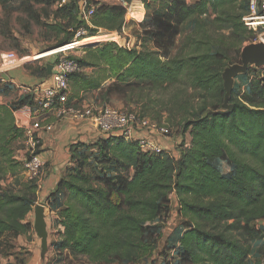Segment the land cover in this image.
<instances>
[{
  "label": "trees",
  "instance_id": "16d2710c",
  "mask_svg": "<svg viewBox=\"0 0 264 264\" xmlns=\"http://www.w3.org/2000/svg\"><path fill=\"white\" fill-rule=\"evenodd\" d=\"M13 1L17 0H0V4ZM79 3L72 1L60 9L61 19L74 25L62 46L73 42L80 31L92 38L101 29L121 32L126 7L87 1V9H95L88 24L80 19ZM249 3L169 0L163 13L147 14L142 23L143 40L151 42L153 50L145 43L141 51L101 43L94 51L89 49L92 63L78 60L83 69L104 65L110 72H98L86 88L101 89L106 103L113 98L126 101L138 90L160 91L174 85L226 94L222 78L226 58L211 48L228 41L242 51L246 43L254 42L255 33L242 21ZM191 22L186 42L176 49L184 26ZM83 39L81 35L78 40ZM256 70L260 76L251 79L249 89L239 97L231 95V112L215 105L211 112L184 122L182 134H189L191 142L179 159L166 152L144 154L137 143L110 137L94 145L98 154L93 162L82 151L87 147L84 143H72L70 160L76 167L46 199L53 212H59L62 198L66 199L57 218L63 229L57 252L69 251L98 264H138L154 248L147 242L155 238L151 229L167 224L175 196L187 228L166 264H251L255 242L264 241V228L256 225L264 220V68ZM47 74L44 67L41 78L47 80ZM108 78L115 80L102 89ZM35 104L31 94L10 106L0 104V179L13 166L14 144L25 136L16 125L15 113L27 106L35 110ZM225 158L230 163L227 174L215 166V161ZM37 191L33 182L23 189L0 187V233H30L24 220L35 207Z\"/></svg>",
  "mask_w": 264,
  "mask_h": 264
},
{
  "label": "rangeland",
  "instance_id": "374dc122",
  "mask_svg": "<svg viewBox=\"0 0 264 264\" xmlns=\"http://www.w3.org/2000/svg\"><path fill=\"white\" fill-rule=\"evenodd\" d=\"M22 1L25 2L22 3ZM72 1L81 0H67L66 3H63L62 0H54L49 4L46 2L38 3L36 1L30 2L29 0H17L8 3L6 6H2L0 4V55L5 52H14L21 59V69L24 68L31 70L32 73L41 77L45 65L50 63L54 57H44L36 60H33V58L62 47L64 41L72 36L74 32V25L67 23L64 19H61L62 14L60 12L61 7L71 3ZM168 1L169 0H133L130 4H128L121 0V3H117L116 1H110L109 4L102 3L106 5H122L127 8L121 32H114L115 36H118L116 38L117 40L111 38L97 44L87 43L86 46H83L84 48L80 47L67 55L80 61H89L92 63L89 51H94L98 44L109 42H114L119 47L124 49L131 47L132 49H137V51H141L143 44L145 43L148 49L153 50L154 45L149 41L145 42L143 40L142 23L144 22L147 14L163 13L165 11V3ZM188 2L189 4H192L195 0H188ZM147 4L149 9H146ZM140 11H143V17L139 13ZM56 13L58 16L57 18ZM192 29V22L184 26L183 32L178 38L176 49H180L182 47V45L186 42V36L191 33ZM103 34L109 36L112 33L105 29H101L96 36H101ZM260 34V32L255 33V37ZM82 35L85 37L82 41L92 38L90 37V33L87 32L82 33ZM222 35L228 37L227 32H223ZM229 44L230 43L227 41L223 45H219V48H211L213 53L219 52L224 58H226L224 71L233 65L241 64L242 51H238L235 47ZM250 44L251 43H246L244 47ZM103 69L108 71L107 75L110 74L108 68L104 65L100 67L84 66V72L72 77L70 80L71 102L76 104L78 107L85 104H106L124 112H135L141 117L157 123L160 127L168 129V139H178V146L176 147V150L181 153L184 148H187L188 145H190L191 142L189 134L186 136H183L182 134L183 126L185 124L184 122L192 120L194 115L199 116L204 114V112H211L215 105H220L221 107L224 103L225 94L221 95L217 91L201 93L200 91L190 88L188 85H174L160 91L138 90L134 94H129L126 101L113 98L109 103H106V101L102 99V94L99 90L86 88L85 86L86 82L88 83V81L96 79L98 75L97 73L103 71ZM256 69H258L256 66H249L246 73L239 74L235 77L232 92L233 96L235 95V97H239L249 89L251 79L257 75L260 76L259 71ZM4 70L5 69L0 68V89L4 90V93L0 94V104L10 106L17 102L20 97L26 96L29 93H26L15 86L8 88L6 85L12 84L2 83L4 81H2L3 79L1 75L3 73H7L6 71L4 72ZM113 80L115 79L108 78L105 82H103L102 89L107 88ZM35 105V110L33 109L32 111L33 113L31 119L39 122L42 128L39 133L40 147L37 150L38 153L42 152L44 141L41 134H49L50 132L53 133L54 126H57L59 129L61 124H73L80 128L79 130L83 133L80 134L81 136L88 137L92 131H95V128L89 122L59 120L52 113L39 111L38 104ZM86 127H88L89 130H87ZM100 139L102 140L104 138L99 137L95 140L92 139L91 141L87 140L86 142H83L88 148H83L82 151H85L93 162L98 154V149L94 145L99 143L98 140ZM72 142H79V138L74 139ZM93 142L95 144H93ZM14 149L15 151L12 158L13 166H8V174L4 178L0 179V187H15V189H23L26 184L33 182L37 189H39L40 179L43 180L47 177L46 171L49 164L44 163L42 173L40 172L36 181L31 182L28 179L26 168L30 155L24 143V136L21 140L14 144ZM180 155H178V157ZM215 166L220 171L227 174L230 163L225 158L215 161ZM74 167H76V165L73 166L72 164V166L67 168L63 177H66L68 175V171L70 169H74ZM62 199L63 205L59 206L61 213L65 208L64 203L66 200L65 197ZM60 211L54 212L55 218H53V223H55L57 227H59L57 218ZM186 228L187 226L184 221L180 219L179 203L174 196L172 199V212L167 224L161 228L153 227L151 229V233L155 235V238L147 239V242L153 243L154 248L150 249L148 255L143 257L138 264H166L165 260L167 255L179 247V239ZM253 249L254 252L258 250V244H256ZM61 256L62 257L57 264H64L65 262L66 264H98L92 262L86 256L76 255L69 251L63 252ZM167 259L169 260V258ZM122 264L130 263L125 262Z\"/></svg>",
  "mask_w": 264,
  "mask_h": 264
},
{
  "label": "built area",
  "instance_id": "2783aa9c",
  "mask_svg": "<svg viewBox=\"0 0 264 264\" xmlns=\"http://www.w3.org/2000/svg\"><path fill=\"white\" fill-rule=\"evenodd\" d=\"M66 3L67 0H62ZM94 8L87 9V4L80 8V19L88 24L94 14ZM244 25L256 36L253 44L264 43V0H250L249 12L242 19ZM85 33L80 31L76 39L52 51L47 57H56L52 65V75L39 86L27 89L39 106V111L52 113L57 119L76 122H89L95 128V133L101 138L119 137L137 143L144 154H161L165 149L157 142L156 137L169 138V131L157 123L143 118L135 112H124L109 105L88 104L81 107L71 102L70 77L84 72L77 59L67 54L82 48L79 37ZM84 48V47H83ZM131 50V47L125 48ZM21 59L14 52L0 55V68L5 71L20 67ZM47 68V66H46ZM16 119L18 128L24 130V143L30 158L26 165L30 181H36L44 166L41 155L37 152L40 147L39 133L41 125L35 120L22 121Z\"/></svg>",
  "mask_w": 264,
  "mask_h": 264
},
{
  "label": "crops",
  "instance_id": "0c3cea01",
  "mask_svg": "<svg viewBox=\"0 0 264 264\" xmlns=\"http://www.w3.org/2000/svg\"><path fill=\"white\" fill-rule=\"evenodd\" d=\"M87 1H98L106 4H109L110 1L121 3V0H81L79 3L80 8ZM139 13L143 17V11ZM20 67H18L19 69L6 71V74L3 73L1 75L2 81L12 84V87L15 86L24 92L27 89L39 86L45 81L44 78L32 73L31 70L21 69ZM99 91L101 92V90ZM32 111L31 107H24L15 113V118L18 119L19 116L22 121L29 122L32 120ZM79 129L78 126L64 123L60 125L59 129L54 126L53 133L41 134L44 141L40 155L44 163L49 164V167L46 171L47 177L43 180L40 179L35 207L24 220L25 224L31 226V231L28 235H21L17 232L0 233V264H57L61 259L62 254L57 252L56 245L62 241L63 229L53 223L55 214L52 208L46 204V199L54 192L57 183L63 178L67 168L72 166L70 160V146L74 143L72 141L79 138V142L83 143L87 140L91 141L99 138L95 131H92L89 137L81 136L80 134L83 133ZM86 129L89 130L88 127ZM156 140L165 149L166 153L172 155L175 159L181 157V152L176 150L178 139L156 137ZM178 155L180 156L178 157ZM256 225L259 228H264V220L258 221ZM255 243L258 244L261 253H258L260 249L253 252L251 264L256 263V261H261L260 264H264V241Z\"/></svg>",
  "mask_w": 264,
  "mask_h": 264
},
{
  "label": "water",
  "instance_id": "95a60500",
  "mask_svg": "<svg viewBox=\"0 0 264 264\" xmlns=\"http://www.w3.org/2000/svg\"><path fill=\"white\" fill-rule=\"evenodd\" d=\"M249 66L264 68V43L250 44L244 47L241 53V64L233 65L223 72L222 78L226 91L222 106L224 111L231 112L233 110V106L229 104V100L233 92L234 79L237 75L246 73ZM52 69V65L48 64V76L52 75Z\"/></svg>",
  "mask_w": 264,
  "mask_h": 264
},
{
  "label": "bare ground",
  "instance_id": "6f19581e",
  "mask_svg": "<svg viewBox=\"0 0 264 264\" xmlns=\"http://www.w3.org/2000/svg\"><path fill=\"white\" fill-rule=\"evenodd\" d=\"M117 37H118V36H117ZM117 37L115 36V33L112 32V34H110L109 36L103 34V35H101V36H96V37H93V38H89V39H87V40H84V41L80 42L79 45H81V46H86L87 43H88V44H95V43L97 44V43H99V42L106 41V40L111 39V38L116 39ZM116 40H117V39H116ZM48 54L51 55V54H52V51H50V52H48V53H44V54H42V55H40V56H36V57L33 58V60H36V59H42V58H44V57L50 56V55H48ZM45 55H47V56H45Z\"/></svg>",
  "mask_w": 264,
  "mask_h": 264
}]
</instances>
